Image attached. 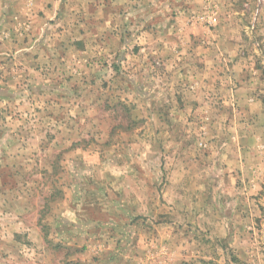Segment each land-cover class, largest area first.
Instances as JSON below:
<instances>
[{"label": "rangeland", "instance_id": "1", "mask_svg": "<svg viewBox=\"0 0 264 264\" xmlns=\"http://www.w3.org/2000/svg\"><path fill=\"white\" fill-rule=\"evenodd\" d=\"M0 264H264V0H0Z\"/></svg>", "mask_w": 264, "mask_h": 264}, {"label": "built area", "instance_id": "2", "mask_svg": "<svg viewBox=\"0 0 264 264\" xmlns=\"http://www.w3.org/2000/svg\"><path fill=\"white\" fill-rule=\"evenodd\" d=\"M214 21H216V18H214Z\"/></svg>", "mask_w": 264, "mask_h": 264}]
</instances>
